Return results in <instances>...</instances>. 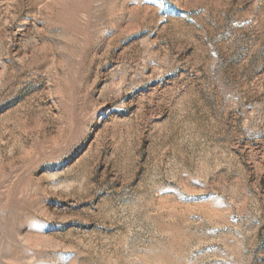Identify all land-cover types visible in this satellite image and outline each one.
<instances>
[{
  "label": "rangeland",
  "instance_id": "obj_1",
  "mask_svg": "<svg viewBox=\"0 0 264 264\" xmlns=\"http://www.w3.org/2000/svg\"><path fill=\"white\" fill-rule=\"evenodd\" d=\"M0 264H264V0H0Z\"/></svg>",
  "mask_w": 264,
  "mask_h": 264
}]
</instances>
